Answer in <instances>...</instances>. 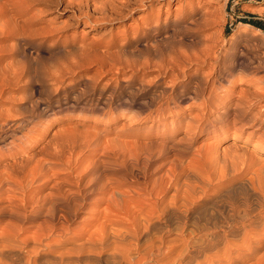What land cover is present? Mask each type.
Returning a JSON list of instances; mask_svg holds the SVG:
<instances>
[{
	"label": "rangeland",
	"instance_id": "1",
	"mask_svg": "<svg viewBox=\"0 0 264 264\" xmlns=\"http://www.w3.org/2000/svg\"><path fill=\"white\" fill-rule=\"evenodd\" d=\"M104 1L115 2L116 9L125 15L106 23L85 25L80 21L69 27L64 35L58 34L55 38L54 45L60 48L54 46L57 48L54 51L58 53L48 42L40 52L23 42L12 56H7L3 48L8 42L0 33V68L9 62V73L21 69L22 65L29 66L30 70L29 77H24V85L13 86L8 84L11 81H6L3 92L0 91L3 111L0 122L4 123L1 128L7 138L1 146L4 148L9 140L17 143L25 130L40 133V139L28 153H41L40 158L58 153V159H49V174L71 172L73 179L76 173H81L87 177L85 182L97 173L101 177L104 174L101 182L104 180L103 184L109 187L105 199L110 192H115L117 197L121 192L127 195L128 189H141L143 196L150 188L159 191L167 185L168 169L174 165L199 166L207 162L226 177L239 174L256 185L262 182L263 147H256L254 139L244 141L245 133L242 140L234 141L239 147L237 154L219 155L217 148L229 146L239 124L220 119L216 114L220 107L213 105V111L203 115L198 107L189 108L185 104L193 82L207 77L210 67L216 63L222 65L221 62L229 68L233 82L239 80L237 90L252 91L257 87L264 90V83L255 81L264 80V31L243 22L248 19V13L264 20V0ZM71 12V5L63 3L58 11L43 17L44 23L62 26L70 19ZM38 52L45 57L56 54L53 59L37 62L33 57ZM22 53L30 60H22ZM212 55L218 57L215 64L209 60ZM199 58L209 62L202 64ZM220 94L226 93L219 91ZM35 104L38 107L33 109L38 111L34 112L31 107ZM46 142L50 146L44 148ZM9 153V149L2 151L3 157ZM161 175L165 180L160 179ZM245 193L230 194L226 204L241 208L249 202V198L245 200ZM131 194L127 195L129 202L144 199L134 194L131 198ZM157 198L153 196L150 200ZM105 207L107 203L103 202L96 209ZM89 214L88 210L82 213L85 217ZM82 218L70 223L72 231L68 236H78L84 228H93L92 224H83ZM263 231L262 225L255 231L253 240L241 242L243 249L236 240L238 237H231L230 248L227 251L214 248L211 252L215 256L206 263L255 264L258 258L264 257L259 235ZM167 235L164 236L167 241L175 237L174 233ZM64 239L54 234L45 241L51 248H58L60 243L65 249L72 243ZM40 250L47 247L42 246ZM205 256L201 253L200 259ZM192 264L203 263L195 260Z\"/></svg>",
	"mask_w": 264,
	"mask_h": 264
},
{
	"label": "bare ground",
	"instance_id": "2",
	"mask_svg": "<svg viewBox=\"0 0 264 264\" xmlns=\"http://www.w3.org/2000/svg\"><path fill=\"white\" fill-rule=\"evenodd\" d=\"M71 1L0 0V33L4 35L3 40L8 42L3 48L5 55L12 56L15 48H19L23 42L39 52L48 42L54 51L60 48L54 45L58 34L64 35L69 27L78 22L82 21L85 25L106 23L125 15L124 11L116 9L118 5L115 2ZM63 3L72 7L70 19L59 27L46 25L43 17L51 11H58ZM54 46L57 48L54 49ZM39 52L33 57L37 62L53 59L58 53L54 51L55 54L50 53L45 57ZM21 57L24 61L30 60L24 53ZM199 60L202 64L209 60L215 64L218 57L212 55L209 60ZM221 64L216 63L208 69L210 76L207 74L205 78H194L193 86L189 87L186 96L187 102L183 103L189 108L198 107L203 115L211 113L213 105L220 107L216 113L220 119L239 124L236 128L233 126L237 135L229 140V146L217 148L219 155L237 154L239 147L234 141L242 140L245 133L244 141L251 142L254 139L258 144L256 147L264 149V90L258 87L252 91L237 90L239 80L234 83L225 62ZM9 66L10 63L6 62L0 68V91L6 81L19 86L20 83L24 85V77H29V66L22 65L17 70L11 67V75ZM255 81L264 83L262 78ZM219 91H225L226 94L218 96ZM36 107L38 104L31 108ZM3 124L0 122L1 130ZM248 128L252 130L247 131ZM1 130L0 264H192L195 260L207 264L215 256L211 250L221 248L227 251L231 237H238L236 240L243 249L241 242L253 240L251 238L255 231L264 226V180L256 185L251 179L239 174L226 177L223 172L212 169L207 162H201L199 166L174 165L171 170L168 169L167 185L159 191L150 188L149 193L143 196L141 189L142 192L128 189L132 193L131 198L142 195V202H129V193L126 195V192H121V196L117 197L110 190L105 199L109 187L103 184L104 180L101 182V178H105L104 174L101 177L97 173L88 182H85L86 176L81 173H76L73 179L71 172L49 174V159H58V153L52 152L44 158H40L42 155L39 157L41 153H28L40 139V133L32 129L25 130L17 143L9 140L3 148L1 144H5L7 138ZM46 143L44 148L50 146ZM3 149L10 150L6 154L8 157H3ZM241 191H246L244 196L245 200L249 198L248 203H244L241 208L226 204L230 194ZM153 196L158 197L156 201L150 200ZM103 202L107 203V207L97 210L96 206ZM201 209H204L202 213L199 212ZM87 210L90 214L85 217L82 213ZM77 218L85 220H82L85 225L92 224L93 228H84L78 236L72 234L69 237L72 231L69 225ZM170 233H174L175 237L167 241L164 236ZM54 234L72 244L65 249L60 243H57L58 248L49 247L45 240ZM259 235L262 237L260 244L264 245V231ZM76 238L81 241L77 242ZM42 246L47 247V250H40ZM201 253L206 254L203 260L200 259ZM263 258L252 263L256 261L255 264H264Z\"/></svg>",
	"mask_w": 264,
	"mask_h": 264
},
{
	"label": "trees",
	"instance_id": "3",
	"mask_svg": "<svg viewBox=\"0 0 264 264\" xmlns=\"http://www.w3.org/2000/svg\"><path fill=\"white\" fill-rule=\"evenodd\" d=\"M248 19H243L244 23L251 24L255 26L257 29H261L264 31V20L261 18H258L256 15L248 13L247 14Z\"/></svg>",
	"mask_w": 264,
	"mask_h": 264
}]
</instances>
